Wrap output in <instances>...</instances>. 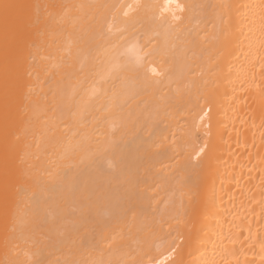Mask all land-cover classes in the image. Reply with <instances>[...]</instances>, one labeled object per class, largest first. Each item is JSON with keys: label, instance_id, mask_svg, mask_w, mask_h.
<instances>
[{"label": "bare ground", "instance_id": "obj_1", "mask_svg": "<svg viewBox=\"0 0 264 264\" xmlns=\"http://www.w3.org/2000/svg\"><path fill=\"white\" fill-rule=\"evenodd\" d=\"M0 264H264V0H0Z\"/></svg>", "mask_w": 264, "mask_h": 264}]
</instances>
